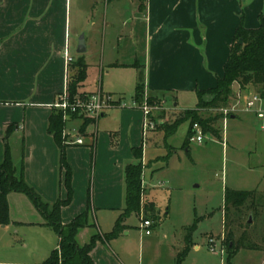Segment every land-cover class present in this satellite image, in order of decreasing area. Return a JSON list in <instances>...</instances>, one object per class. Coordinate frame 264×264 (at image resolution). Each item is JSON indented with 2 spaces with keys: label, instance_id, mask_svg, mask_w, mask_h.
<instances>
[{
  "label": "crops",
  "instance_id": "1",
  "mask_svg": "<svg viewBox=\"0 0 264 264\" xmlns=\"http://www.w3.org/2000/svg\"><path fill=\"white\" fill-rule=\"evenodd\" d=\"M72 5L75 25L87 21L90 27L100 28L101 38L108 37L111 46L107 62L103 46L98 79L92 85L88 79L91 71L96 70L86 65V78L78 93L102 94L99 82L103 68L131 70L134 93L142 74L143 99L159 102L165 112H173L177 107L174 102L179 94L196 96L198 91L214 88L217 79L223 76L236 29L240 25L256 29L261 19L264 23V0H0V164L8 148L16 173L48 204L67 197L60 152L47 129L53 106L67 89L70 70L64 53L69 54ZM98 5L103 6L101 17L99 13L93 14ZM89 11L91 16L86 17L84 13ZM81 37L87 44L83 56L94 39L91 36L88 40L82 34L77 44ZM125 47L126 55L122 57ZM132 100L128 109L113 110L114 125L108 122L114 118L113 114L104 112L99 119L91 120L83 134L76 123L84 119H71L66 124L74 127L83 144L65 148L72 197L69 205L61 209L60 221L66 225L88 208V224L95 225L77 233L79 246L89 241L92 230L100 235L112 231L125 207V167L156 157L150 155L145 141L153 142L154 146L158 145V139L166 141L156 131H144L142 111L132 106L134 95ZM170 101L174 109L166 108ZM247 114L252 115L238 113ZM152 119L158 122L154 113ZM9 126L12 130L7 135ZM139 148L141 157L137 159L133 150ZM158 171L146 168L141 173L143 203L152 209L153 215L155 207L147 198L155 186L148 180ZM8 202V226L35 227L39 231L47 227L24 195L10 194ZM8 226L0 227V231ZM124 226L127 229L125 222ZM137 230V257L129 242H121L120 234L108 243H96L91 252L94 264H190V252H199V246L193 245L179 260L185 246L172 242L163 245L152 232L145 236ZM128 235L127 230L124 237ZM145 242L148 248L144 258ZM152 245L157 246V251L153 252Z\"/></svg>",
  "mask_w": 264,
  "mask_h": 264
},
{
  "label": "rangeland",
  "instance_id": "2",
  "mask_svg": "<svg viewBox=\"0 0 264 264\" xmlns=\"http://www.w3.org/2000/svg\"><path fill=\"white\" fill-rule=\"evenodd\" d=\"M75 13L72 5L68 52L70 58L74 60L73 63L83 58L85 65H90L96 70L91 71L88 79V83L92 85L98 79L97 73L102 60L103 46L105 62L108 61V50H111V46H108V37L101 38L100 28L90 27L87 21L83 22V25L76 26ZM97 13L99 17L102 16V5L95 8L93 14ZM84 14L86 17L91 16L90 11ZM82 34L88 40L91 36L94 39V43L86 47L88 51L83 56L76 54L77 40ZM125 51L126 47L122 49V57L126 55ZM73 65H69V77L75 74V70L71 69ZM129 74L131 78H128ZM133 74L131 70L120 72L113 68L111 70L103 68L99 85L103 96H110L111 99L104 114H113L114 118L108 121L113 125L116 124V112L113 110L120 109L119 105H124L128 109L133 101ZM233 87V91H237L238 86L235 84ZM260 92V87L257 89L250 87L242 94V99ZM174 103H177L175 109L173 108ZM174 103L170 101L166 106L167 109H174L173 112L163 111L159 102L153 103L157 107L153 113L158 117L154 131L161 134L160 138L164 135V127L161 126H169L176 120L184 118L186 111L196 109L198 101L194 94H179ZM233 104V100L230 99L225 108H230ZM240 105L243 108V101ZM218 115H221L219 110H206L201 113L204 118H214ZM81 123L83 121L77 122L76 125L83 134ZM189 125V120L183 121L175 133L165 139V142L158 139L157 146H154L153 142L145 141L150 155L156 154L157 158H152L147 163H140L141 172L146 168L150 172L154 169L160 170V172H155L150 179L148 178L150 185L155 186V189H150L147 198L155 207V215H148L147 219L152 222L153 237L157 236L158 242L163 245L172 242V245L188 246V250L193 245L199 246L198 253L190 252L188 263L228 264L226 253L223 251L221 254L219 251L224 242L222 234L226 190L254 192V205L260 214L259 216L252 215L251 224H248L250 227L248 234L258 239L264 232V129L260 128L264 126V121L248 114L237 115L233 119L228 118L226 125H223V120H220L215 127L219 130V136L204 133L201 144L189 141L191 136L188 135ZM101 126H103L102 123H100V128ZM65 128L74 129L67 125ZM117 138L113 140L116 142ZM260 207L262 211L259 210ZM249 208L245 204L240 214L230 211V219L235 220L232 227H237L236 222L238 221L243 226L245 225L251 214ZM124 222L127 226L125 230H128L129 235L124 237L126 231H123L120 240L129 242L134 247L137 257L139 215L132 213ZM43 229L39 231L35 227L8 226L6 230L0 231V264H42L45 262L52 251L57 248L58 240L50 227ZM234 231L236 235L240 233L236 228ZM92 232L93 235L96 233L95 230ZM211 239L216 241L214 252H211L207 246L208 240ZM143 246V257L145 258L148 245L145 242ZM156 248V245L151 246L153 252L157 251ZM263 260L264 255L260 251L240 250L229 261V264H263Z\"/></svg>",
  "mask_w": 264,
  "mask_h": 264
},
{
  "label": "trees",
  "instance_id": "3",
  "mask_svg": "<svg viewBox=\"0 0 264 264\" xmlns=\"http://www.w3.org/2000/svg\"><path fill=\"white\" fill-rule=\"evenodd\" d=\"M240 42V43H239ZM74 64V65H73ZM72 70L75 74L68 78L66 92L69 100L76 98L86 97L78 93V89L86 78L87 66L82 59H78L73 63ZM237 85L240 91L246 92L250 87H260L261 92L259 95L264 97V23L260 20L259 27L256 29H245L240 25L233 38V42L229 47V55L223 66V76L216 81L214 88L206 91L196 92L197 106L195 110L186 111L184 118L176 120L173 124L164 127V138L172 136L178 126L183 121H190L188 135H190L191 127L193 124H198L204 133L214 136H219L218 128H215L218 122L223 120L222 115L211 117H202L201 113L206 110H219L225 108L228 101L233 96V86ZM206 97V98H205ZM134 101L137 105L143 102V87H142V74H139L135 93ZM148 105H153L154 101L147 99ZM235 116H228L231 118ZM91 120L84 119L81 130L83 131ZM64 129V122L62 120V113L56 109H52V113L48 120V133L53 137L59 152H60V166L65 170L64 187L67 191L65 200H57L53 204L44 202L41 197L35 192L33 188L28 186L23 177L16 173L12 164L8 148L5 149V156L3 162L0 164V227L8 226L10 224L9 217V202L8 196L10 194L24 195L34 206L40 214L43 225L50 227L57 236V248L52 251L49 258L42 264H94L91 258V252L97 242L103 241L105 243L118 237L124 230V221L132 214H140L142 211L144 217L152 214V209L143 203V188L141 185V166L138 164H129L125 167V207L115 222L111 232L108 234H95L90 237L89 241L79 246L76 243L77 233L85 228L95 225H89V213L87 211L74 218L71 222L63 225L60 221L61 209L68 206L72 190L70 186V171L65 162V139L62 137ZM12 130V127L7 128V135ZM133 154L137 159L141 157V148L133 150ZM254 192H241L226 190L224 194L225 210L223 218V244L224 252L227 256V262L236 255L240 250H255L260 251L264 255V232L260 237L254 238V235H249L248 221L243 226L240 221L236 222L238 231L236 235L233 224L235 220L230 219V211L239 213L245 204L250 208V218L252 215L259 216L258 210L254 205ZM261 207L259 208V210ZM262 211V209H261ZM188 246L179 254V260L185 257ZM264 264V260H263Z\"/></svg>",
  "mask_w": 264,
  "mask_h": 264
},
{
  "label": "built area",
  "instance_id": "4",
  "mask_svg": "<svg viewBox=\"0 0 264 264\" xmlns=\"http://www.w3.org/2000/svg\"><path fill=\"white\" fill-rule=\"evenodd\" d=\"M64 59L67 65L73 63V59L70 58L67 52L64 53ZM244 92L233 91V106L230 108L219 109L221 115L223 116V122L227 120L228 116H237L240 112H247L255 116L256 119L264 121V97L259 94H252L251 96L242 99V94ZM147 99L144 98L140 105L133 102V107L138 106L143 114V129L145 132L154 131L156 124L153 121V112L157 110L155 105H148ZM241 101H243V108H241ZM120 102V101H119ZM111 103L110 96H103L100 92H96L92 95H88L84 98H76L75 100H69L68 94L65 91L57 98L56 104L53 106L54 109L62 113V120L64 122V129L62 132V137L65 139V145H82L83 138L80 137L74 130H69L65 128V125L71 121V119H89L95 121L103 114L104 110L109 107ZM121 108H125L124 105H119ZM262 130L264 126L260 127ZM75 132V136L73 133ZM190 142H196L201 144L203 142V131L198 124H193L190 131ZM143 201V200H142ZM140 219V231L145 235L149 236L151 234L152 222L144 217L143 212L139 214ZM222 243V242H221ZM216 241L208 240L207 246L211 252L215 251ZM222 254L224 251V246L219 250Z\"/></svg>",
  "mask_w": 264,
  "mask_h": 264
},
{
  "label": "water",
  "instance_id": "5",
  "mask_svg": "<svg viewBox=\"0 0 264 264\" xmlns=\"http://www.w3.org/2000/svg\"><path fill=\"white\" fill-rule=\"evenodd\" d=\"M240 43V42H239ZM85 52V45H84V41H83V38L81 37L78 41V44H77V49H76V54L78 55H81ZM234 117H231V119H233ZM248 224H251V218H249ZM3 227V226H1Z\"/></svg>",
  "mask_w": 264,
  "mask_h": 264
}]
</instances>
